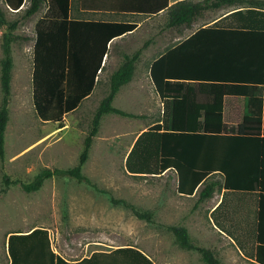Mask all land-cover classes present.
Wrapping results in <instances>:
<instances>
[{"label": "crops", "instance_id": "crops-1", "mask_svg": "<svg viewBox=\"0 0 264 264\" xmlns=\"http://www.w3.org/2000/svg\"><path fill=\"white\" fill-rule=\"evenodd\" d=\"M181 1L187 0H71V17L82 21L136 25L133 31L109 42L101 71L108 66L119 67L125 55L141 51L131 82L116 96L125 90L127 103L129 98H136L137 110L126 111L140 114L142 117L139 119L146 120L133 141L165 113L164 102L150 76L151 67L161 58L163 72L169 79V123L178 129L194 128L198 131V141H209L206 158L210 165L217 164L219 159L222 161L230 172V186L225 187L226 180L222 174L213 172L192 196H184L177 192L178 179L174 170L158 176L132 175L127 171L126 174L161 178L162 221L165 225L186 226L194 243L212 249L222 264H256L243 254L234 239L240 240L250 250L261 247L264 260V90L261 95V59L257 67V90H249L250 81L254 80L249 73L251 51L257 50L259 54L261 43H250L246 35H242L240 40L233 37V31L238 27L233 26L237 23L230 16L249 9L253 4L259 6L261 0H236L218 7L211 6L190 25L171 26L170 7ZM214 1L209 0V3ZM0 4L5 8L3 0ZM27 6L28 2L14 12L6 8L20 14ZM225 18L228 20L215 26ZM18 20L21 23V19ZM202 29L206 32L189 41ZM3 32L0 31L1 36ZM220 112L224 129L234 131L233 134H216L219 127L216 115ZM207 113L212 115L208 131L200 125L205 117L199 116ZM241 128L242 133L239 132ZM218 141L225 143L219 147ZM206 185L215 188L208 198L201 199ZM191 226L198 227V232L193 233ZM45 229L49 231L54 252L70 263L91 259L88 264H205L196 251L180 249L173 252L156 250L151 246L140 248L130 243L112 244L136 241V238L119 236L115 239L99 232L89 235L84 244L74 248L64 245L61 235L55 237L50 229ZM8 238L5 253L8 258L6 256L5 261L11 264Z\"/></svg>", "mask_w": 264, "mask_h": 264}, {"label": "trees", "instance_id": "trees-1", "mask_svg": "<svg viewBox=\"0 0 264 264\" xmlns=\"http://www.w3.org/2000/svg\"><path fill=\"white\" fill-rule=\"evenodd\" d=\"M11 11H18L28 2L23 19H28L45 10L44 15L35 27V40L33 46V74L32 92L33 105L37 117L45 123H56L59 127L64 126L66 114L76 110L81 102L90 96L97 84L99 74L103 70L102 61L108 51L109 42L136 28L134 24L108 23L97 21H82L71 17V0H3ZM236 0H209L181 1L170 7L169 25H190L204 10L213 6L218 7L226 2ZM238 27L232 36L241 39L242 35L248 37L250 43H261V50L251 51L250 57V91H256L258 83V62L261 59V95L264 90V0L259 6L257 3L251 5L245 11H237L230 16ZM216 23L219 26L223 21ZM20 20L9 21L0 6V28H2V58L0 60L1 74L0 83L3 92L2 104L0 106V161L3 171V191H7L15 184L6 172L5 165V136L10 120V97L11 82L13 78L14 56L13 43L19 40L15 34ZM210 28V27H208ZM202 29L189 41L194 40L197 35L203 34ZM192 39V40H191ZM141 51L138 50L131 55H125L122 63L111 74L109 81V92L102 99L95 111L89 131L84 140V147L79 157L78 164L72 168H44L35 175L30 182L21 183L26 193L39 191L45 181L53 177H70L79 182H86L100 192L92 183L91 179L83 173V168L88 161L90 150L97 136L101 121L108 114L138 118L140 116L116 108L113 102L120 90L128 85L135 73L136 62ZM162 59L157 60L151 67L150 76L153 80L156 92L165 105V113L154 124L140 133L125 159V169L132 175L158 176L167 170H174L177 174V192L184 196H192L198 186L205 182L206 177L218 172L226 180L225 187L230 186V172L219 159L217 164L210 165L206 158L209 141H198V131L194 128L178 129L169 123L170 115V90L167 75L162 69ZM263 99L261 98V107ZM174 117V115H171ZM204 122L200 125L208 131V122L212 115L205 114ZM197 116V119L198 117ZM219 127L216 134H233L234 131L224 129L222 112L216 115ZM261 122V120H260ZM243 129H240L242 133ZM224 141H218L219 147ZM215 186H205L200 198H208ZM115 205L128 208L140 220L151 222L154 213L150 210H141L125 199L111 197ZM221 230L226 232L221 226ZM175 237V243L186 251H196L201 255L205 264H222L215 252L206 247L194 243L186 226L179 224L168 226ZM227 233V232H226ZM231 236L229 233H227ZM232 237V236H231ZM233 238V237H232ZM234 239V238H233ZM243 254L253 259L256 264H264L261 255V247L250 250L243 243L234 239ZM123 250V249H119ZM8 252L11 264H88L91 259H84L78 263H70L54 252L49 238V231L45 228H34L28 233H11L8 238ZM151 264V263H150Z\"/></svg>", "mask_w": 264, "mask_h": 264}, {"label": "rangeland", "instance_id": "rangeland-1", "mask_svg": "<svg viewBox=\"0 0 264 264\" xmlns=\"http://www.w3.org/2000/svg\"><path fill=\"white\" fill-rule=\"evenodd\" d=\"M2 9L9 21L21 19L14 31L21 39L12 45L15 69L11 82L10 120L5 136V165L15 184L7 191H3L0 161V264H6L9 234L33 228H48L55 237L61 235L64 245L74 248L84 244L89 235L99 232L115 239L119 236L136 238V241L112 244L130 243L140 248L151 246L173 252L180 250L173 233L162 221L161 178L126 174V155L135 136L141 132V125L146 122L139 119L140 114H136L140 116L138 118L108 114L101 121L83 173L106 192L70 177L48 179L34 193L22 189L21 183L30 182L44 168L67 169L78 164L95 111L108 94L110 76L118 67L108 66L99 74L93 94L76 110L66 114L63 127L42 122L33 105L32 74L35 25L45 10L35 17L23 19L24 12L14 14L6 6ZM1 45L0 34V60ZM124 91L115 99V106L124 111H136V98H129L127 103ZM2 99L0 83V106ZM111 197L125 199L141 210L152 211V221L138 219L130 209L113 204ZM191 230L196 233L198 227L191 226ZM207 242L211 245L210 240Z\"/></svg>", "mask_w": 264, "mask_h": 264}]
</instances>
